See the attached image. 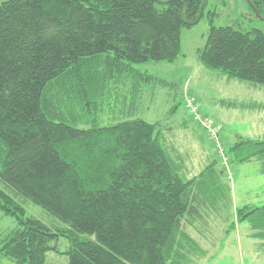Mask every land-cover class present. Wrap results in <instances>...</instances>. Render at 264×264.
<instances>
[{"label": "trees", "instance_id": "trees-1", "mask_svg": "<svg viewBox=\"0 0 264 264\" xmlns=\"http://www.w3.org/2000/svg\"><path fill=\"white\" fill-rule=\"evenodd\" d=\"M210 1L0 3V212L17 224L1 237L0 256L46 264L62 237L70 241L69 264H194L206 254L186 226L224 196L214 165L189 179L182 159L162 145L160 124L135 118L132 104L121 110L123 121L100 126L103 105L91 104L88 93L113 77V66L177 61L182 29L197 26ZM249 1L264 18V0ZM197 54L229 80L264 86L262 30L211 24ZM103 55L111 65L101 73L95 64ZM232 149L245 154L240 162L264 160V141L241 139ZM18 198L64 226L27 216ZM236 218L264 237V206H245Z\"/></svg>", "mask_w": 264, "mask_h": 264}, {"label": "rangeland", "instance_id": "rangeland-1", "mask_svg": "<svg viewBox=\"0 0 264 264\" xmlns=\"http://www.w3.org/2000/svg\"><path fill=\"white\" fill-rule=\"evenodd\" d=\"M4 1L0 0V3ZM224 2L211 0L201 22L192 29H182L181 55L177 61L132 64L126 67L131 69L128 71L113 66V77L98 79L90 85L88 97L91 104L103 105L97 113L100 126L123 121L121 110L136 104L135 118L160 124L162 145L171 155L182 159L189 179L198 177L208 166L214 165L224 196L216 209L210 203L200 208L202 218L194 214L195 227L186 226L206 253L195 257L194 264H264V237L255 236L262 230L255 229L249 221L239 222L236 218L238 209L264 206V160L253 158L249 162H240L245 154L232 149L241 139L264 141V86L229 80L220 70L205 67L197 54L207 43L211 24L247 32L252 29L264 31V21L254 16L244 0ZM106 61V55L101 56L95 69L103 73L111 65ZM148 76L168 84L163 86L157 80H149ZM188 99L193 100L204 119L220 130L223 154L207 131L194 120L186 107ZM223 103L239 105L229 107ZM240 104L261 107H241ZM3 188L13 195L11 190ZM18 201L27 216L52 229L64 226L32 201L23 198ZM16 225V217L0 212V247L1 237ZM56 246L60 253H48L46 264H69L65 253L70 249V241L59 238ZM0 264L16 263L0 256Z\"/></svg>", "mask_w": 264, "mask_h": 264}, {"label": "built area", "instance_id": "built-area-1", "mask_svg": "<svg viewBox=\"0 0 264 264\" xmlns=\"http://www.w3.org/2000/svg\"><path fill=\"white\" fill-rule=\"evenodd\" d=\"M186 107L189 109L191 114L194 116V120L199 123L209 134V136L217 143L218 148L222 151V145L219 143V134L220 130L215 127L210 121L204 119L202 115L199 113L198 107L193 103L192 99H188L186 102ZM231 174H229V179H231Z\"/></svg>", "mask_w": 264, "mask_h": 264}, {"label": "water", "instance_id": "water-1", "mask_svg": "<svg viewBox=\"0 0 264 264\" xmlns=\"http://www.w3.org/2000/svg\"><path fill=\"white\" fill-rule=\"evenodd\" d=\"M247 2L251 5V7L253 8L255 14L258 16V18H260L261 20L264 21V18L261 17V15L258 13L257 9L252 5V3L249 0H247Z\"/></svg>", "mask_w": 264, "mask_h": 264}, {"label": "crops", "instance_id": "crops-1", "mask_svg": "<svg viewBox=\"0 0 264 264\" xmlns=\"http://www.w3.org/2000/svg\"><path fill=\"white\" fill-rule=\"evenodd\" d=\"M188 175V173H186Z\"/></svg>", "mask_w": 264, "mask_h": 264}]
</instances>
